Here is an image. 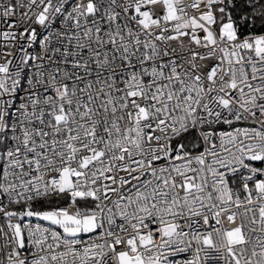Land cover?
<instances>
[{"label":"snow or ice","instance_id":"6c2138e0","mask_svg":"<svg viewBox=\"0 0 264 264\" xmlns=\"http://www.w3.org/2000/svg\"><path fill=\"white\" fill-rule=\"evenodd\" d=\"M0 25V264H264V0H0Z\"/></svg>","mask_w":264,"mask_h":264},{"label":"built area","instance_id":"2783aa9c","mask_svg":"<svg viewBox=\"0 0 264 264\" xmlns=\"http://www.w3.org/2000/svg\"><path fill=\"white\" fill-rule=\"evenodd\" d=\"M189 11H190V13L192 12L191 9H189ZM157 14H159V12H157ZM196 14L198 15V13H196ZM0 27H4V25H0ZM199 35L202 36L203 34H202V33H199ZM241 38H243V37H241ZM182 39H183V43H184L186 46H188V47H190V48H192V49H194V50L201 51V52L204 51L202 48H198L196 45L191 44L189 38H182ZM180 42H181L180 40H177V41H170V42H166V43H167L170 47H177V51L179 52L180 50H179V47H178V46H179ZM186 55H187V53H186ZM198 63H201V65L203 66V64H204V63H207V62H199V61H198ZM257 166H262V165H259V164L257 163ZM23 219H26L27 221H30V222H32V223L40 222V221H38L37 218H35V217L23 218ZM2 223H3V220L0 219V224H2ZM43 223L46 224L47 222H43ZM212 223L215 224L214 221H213ZM222 225H223L225 228H231V227L235 226L234 224H230V223H228L226 217H222ZM0 243H2V241H0ZM190 255H191V253H180V254H177V256H175L173 259H175V260H183V259L188 258Z\"/></svg>","mask_w":264,"mask_h":264},{"label":"trees","instance_id":"16d2710c","mask_svg":"<svg viewBox=\"0 0 264 264\" xmlns=\"http://www.w3.org/2000/svg\"><path fill=\"white\" fill-rule=\"evenodd\" d=\"M256 32L255 28H242L241 29V37H243L244 35L249 34V32Z\"/></svg>","mask_w":264,"mask_h":264}]
</instances>
